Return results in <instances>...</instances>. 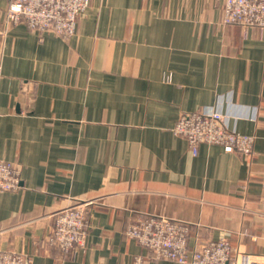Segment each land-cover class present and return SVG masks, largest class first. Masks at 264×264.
Returning a JSON list of instances; mask_svg holds the SVG:
<instances>
[{"label": "crops", "instance_id": "obj_1", "mask_svg": "<svg viewBox=\"0 0 264 264\" xmlns=\"http://www.w3.org/2000/svg\"><path fill=\"white\" fill-rule=\"evenodd\" d=\"M0 0V159L21 185L0 192V250L35 264H180L127 234L140 215L191 224L264 254V31L223 22L225 0H91L64 37L10 24ZM217 110L254 135V156L173 132ZM94 199L86 245L45 243L54 214Z\"/></svg>", "mask_w": 264, "mask_h": 264}, {"label": "built area", "instance_id": "obj_2", "mask_svg": "<svg viewBox=\"0 0 264 264\" xmlns=\"http://www.w3.org/2000/svg\"><path fill=\"white\" fill-rule=\"evenodd\" d=\"M6 11L10 24L24 22L36 32L52 31L64 37L77 32L81 16L91 0H8ZM223 22L245 27L258 26L264 31V0H225ZM1 71V66H0ZM173 132L185 138L196 154L201 143L218 144L228 151L254 156L255 136L243 134L227 125L225 115L217 110L182 113ZM21 167L0 159V192L16 190L21 185ZM94 199L78 200L58 210L52 231L45 243L64 256L75 255L87 242L88 215ZM191 224L167 216L140 215L127 228L129 237L152 253L154 259H171L180 264H264V254L235 247L228 237L197 238L189 251ZM137 257L134 264H142ZM0 264H35L21 252L0 250Z\"/></svg>", "mask_w": 264, "mask_h": 264}]
</instances>
